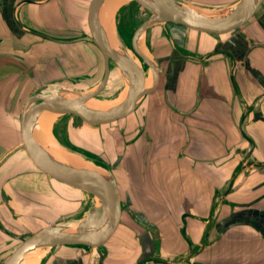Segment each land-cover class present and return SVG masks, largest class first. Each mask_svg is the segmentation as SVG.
I'll list each match as a JSON object with an SVG mask.
<instances>
[{
  "label": "crops",
  "instance_id": "0c3cea01",
  "mask_svg": "<svg viewBox=\"0 0 264 264\" xmlns=\"http://www.w3.org/2000/svg\"><path fill=\"white\" fill-rule=\"evenodd\" d=\"M90 2L0 0V264L12 241L77 216L86 196L94 200L40 172L18 133L33 94L104 69L100 49L83 40ZM118 2L106 3L100 19L108 5L112 23ZM262 6L225 36L172 24L144 36L159 85L123 119L121 145L112 146L123 213L102 264H264ZM98 258L91 248L60 246L25 264Z\"/></svg>",
  "mask_w": 264,
  "mask_h": 264
},
{
  "label": "water",
  "instance_id": "95a60500",
  "mask_svg": "<svg viewBox=\"0 0 264 264\" xmlns=\"http://www.w3.org/2000/svg\"><path fill=\"white\" fill-rule=\"evenodd\" d=\"M112 0H91L86 26L89 36L83 40L94 43L104 57V76L97 88L87 94L68 98L60 92H37L24 105L18 123L21 146L32 164L51 179L93 197L100 206V223L88 228L87 218L74 227L51 226L20 239V243L2 264H23L27 259L60 246H81L98 252V264L105 257V246L116 234L122 221V199L117 181L111 169H102L95 163L93 168L79 167L56 159L50 153L38 149L35 131L39 121L48 116H74L92 127L105 126L130 116L143 99L154 93L159 85L158 62L139 48V42L150 28L158 24H172L189 30L217 36L239 31L256 15L264 0H239L235 8L224 17L213 19L199 10L178 0H128L137 3L150 13V17L134 33L130 49L139 61L137 65L128 49L114 47L115 40L100 30V11ZM112 64L120 70L126 81V97L109 110L92 109L88 103L102 99L107 90ZM151 70L153 85L146 89V72ZM95 207L91 208L88 213Z\"/></svg>",
  "mask_w": 264,
  "mask_h": 264
},
{
  "label": "rangeland",
  "instance_id": "374dc122",
  "mask_svg": "<svg viewBox=\"0 0 264 264\" xmlns=\"http://www.w3.org/2000/svg\"><path fill=\"white\" fill-rule=\"evenodd\" d=\"M116 1L119 2L117 5H114V11L112 12L113 15L110 16L112 21L111 29L114 33L111 37L120 47L128 49V52L132 54L133 59L144 67V64H142L139 59L133 55L130 49V44L134 33L150 17V13L135 2L128 0ZM178 2L193 7L201 13L210 15L223 14L222 17H224L228 15L226 13L235 8L239 0H178ZM262 11L263 6L260 7L258 12ZM141 43L144 49L150 54L148 50L150 46L148 43L147 47V39H141ZM144 69L147 70L145 67ZM146 75L147 79H149L151 76V70H148ZM103 76L104 69L102 65L101 70H99L94 77L84 76L76 80H55L56 84L49 87L46 93L56 91L68 98L77 97L91 92V87L102 81ZM126 93V81L118 67L115 64H112V75L107 90L101 95L100 98L102 99H95L92 100V102L101 106H110L121 100L123 96L125 98ZM124 122V120H120L109 125L92 127L86 125L74 116H61L56 117V119L50 123L51 125H48V127H50L48 129L50 130V135L54 143L62 149L82 157L84 160L88 161L90 165L95 163L102 169H110V164L112 163L113 166L119 160L117 149L112 150V146L114 147L117 145L118 148V145H121L122 138L119 133L121 130L119 131V129L123 126ZM104 131L110 132V140L107 141V144L102 138V136L104 138H108L105 137L107 136V132L104 133ZM116 138L117 142L115 141ZM91 205L96 207L98 202L95 199L93 200L86 196L84 200L82 199V203L80 204L79 214L77 216L65 218L57 225L74 227L82 223L86 218L87 226L93 224L95 221L100 219L101 213L93 216L95 210L94 208L88 216V213L91 210ZM21 237H26V235ZM19 243L20 240L18 239L12 241L7 248V254Z\"/></svg>",
  "mask_w": 264,
  "mask_h": 264
},
{
  "label": "bare ground",
  "instance_id": "6f19581e",
  "mask_svg": "<svg viewBox=\"0 0 264 264\" xmlns=\"http://www.w3.org/2000/svg\"><path fill=\"white\" fill-rule=\"evenodd\" d=\"M117 5V3H115ZM114 4V5H115ZM114 5H112L111 7V11H110V15H112L114 9ZM232 10H230L228 13H230ZM105 15H101V19H100V30L106 34V35H110V31L112 32V29H111V22L108 18V5L106 6V9H105ZM226 13V14H228ZM204 14L205 16L207 17H210V18H213V19H218L220 17L223 16V14H219V15H210V14H205V13H202ZM105 23L107 24V26L109 27L110 31L107 29ZM114 34V33H113ZM111 36V35H110ZM117 46V42L115 41L114 43V47ZM139 48L140 50H142L146 55L148 56H151L143 47L141 41L139 42ZM128 54L132 57V60L137 64L139 65V63H137L134 59H133V56L130 52H128ZM147 76V75H146ZM149 80V81H148ZM153 74L151 72V76L149 79L146 80V89H150L153 85ZM124 100V96L121 100H119L118 102H116L115 104L113 105H110V106H101V105H98L92 101H90L88 103V106L92 109H95V110H100V111H106V110H109L110 108H112L113 106L119 104L121 101ZM56 119V116H48V117H44L42 118L40 121H39V124H38V127L35 131V140H36V144H37V147L40 151L42 152H45V153H50L52 156H54L56 159L60 160V161H63L65 163H68V164H71V165H75V166H79V167H85V168H93L94 166L93 165H90V163L86 160H84L82 157H79L73 153H70L64 149H62L60 146L56 145L50 135V130L48 128V125ZM51 125V124H50ZM99 213H101L100 211V206L97 205L95 207V210H94V214L93 216L95 215H98ZM100 219H98L97 221H95L93 224L87 226L88 228H94V227H97L99 225V222ZM30 259V258H29ZM29 259H27L26 261H24L23 264H25ZM38 262V259H35L34 261H32L30 264H37Z\"/></svg>",
  "mask_w": 264,
  "mask_h": 264
}]
</instances>
